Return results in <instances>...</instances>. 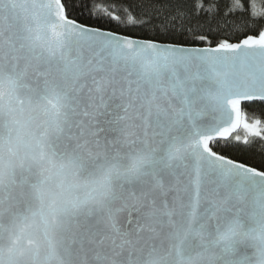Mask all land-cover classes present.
Instances as JSON below:
<instances>
[{
    "label": "snow or ice",
    "instance_id": "snow-or-ice-1",
    "mask_svg": "<svg viewBox=\"0 0 264 264\" xmlns=\"http://www.w3.org/2000/svg\"><path fill=\"white\" fill-rule=\"evenodd\" d=\"M163 7L0 0V264H264V0Z\"/></svg>",
    "mask_w": 264,
    "mask_h": 264
},
{
    "label": "trees",
    "instance_id": "trees-1",
    "mask_svg": "<svg viewBox=\"0 0 264 264\" xmlns=\"http://www.w3.org/2000/svg\"><path fill=\"white\" fill-rule=\"evenodd\" d=\"M79 2L80 0H76L77 4H79ZM96 2L101 5L107 6V5H110L113 2V0H96ZM127 2L133 3V4H140L142 6L155 5L159 7L162 11L168 10L167 8L163 7L164 5L168 3V0H127ZM140 10L141 11H144V10L151 11L152 9L151 8L145 9L142 7ZM85 22L89 24H94L96 26L103 27V28H106V29H109L115 32L124 31L123 26L120 25L118 21L110 20L103 13H99V14L93 13L92 18L87 19ZM129 34L143 35V33L140 32L139 30L130 32ZM225 35L229 36L233 40L236 38L235 33L229 32V33H220L214 39L224 38ZM210 38H213V37L210 36ZM246 111L248 112L249 120H253L256 118H260L264 120V116H262L259 111H253L250 109H246ZM235 134H239L243 136L244 135L243 129L238 130L237 133ZM232 143L234 144V142ZM224 154L232 158H235L237 160L243 161L249 165L255 166L257 168H261L262 166H264V140H261L260 138H255L249 146L241 145L239 148L229 146L226 150H224Z\"/></svg>",
    "mask_w": 264,
    "mask_h": 264
}]
</instances>
